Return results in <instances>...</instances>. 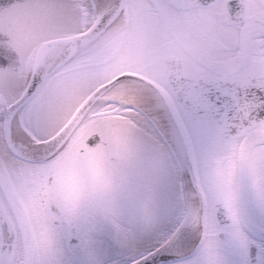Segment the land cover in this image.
Wrapping results in <instances>:
<instances>
[{
    "label": "snow or ice",
    "instance_id": "obj_1",
    "mask_svg": "<svg viewBox=\"0 0 264 264\" xmlns=\"http://www.w3.org/2000/svg\"><path fill=\"white\" fill-rule=\"evenodd\" d=\"M0 264H264V0H0Z\"/></svg>",
    "mask_w": 264,
    "mask_h": 264
}]
</instances>
